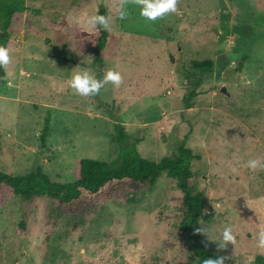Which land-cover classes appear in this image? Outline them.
<instances>
[{
	"label": "rangeland",
	"instance_id": "rangeland-1",
	"mask_svg": "<svg viewBox=\"0 0 264 264\" xmlns=\"http://www.w3.org/2000/svg\"><path fill=\"white\" fill-rule=\"evenodd\" d=\"M25 5L11 31L21 43L19 70L0 83V170L40 167L53 181H71L77 159H116L113 122L125 125L132 143L141 137L137 151L151 160L173 157L185 144L200 156L191 165L195 190L205 194L203 214H213L210 222L201 216V227L218 237L231 226L236 235V244L220 248L202 232L205 245L225 264H255L264 255L254 238L264 230V169L250 171L246 161L264 157V0H177L176 12L154 21L140 15L136 0ZM101 10L119 46L98 70L93 56L57 42L49 23L86 28L84 17ZM206 59L212 67L193 66ZM82 68L97 78L115 68L122 83L105 84L97 98L80 96L69 80ZM132 186L138 202H109L89 225L60 214L53 199L15 197L0 208V264H196L180 225L176 179L164 172L153 185Z\"/></svg>",
	"mask_w": 264,
	"mask_h": 264
},
{
	"label": "trees",
	"instance_id": "trees-1",
	"mask_svg": "<svg viewBox=\"0 0 264 264\" xmlns=\"http://www.w3.org/2000/svg\"><path fill=\"white\" fill-rule=\"evenodd\" d=\"M120 1V0H112ZM27 10L25 0H0V44L9 48L10 63L0 67V83L10 77H16L19 70L21 43L11 36V31L19 29L23 22V12ZM105 14L104 10L99 12ZM57 42L70 51L93 56L95 68L101 69L108 53L117 51L118 36L98 27L87 29L74 26L67 20L49 23ZM195 68L204 69L213 66L211 59L193 61ZM196 95L192 90L186 96L185 102ZM99 93L91 97H98ZM51 130L50 116H46L42 128V142L45 143ZM112 142L119 148V153L113 161L93 158H80L75 162L74 179L67 182L53 181L48 174L37 167L25 174H13L0 170V208L15 197L31 201L35 198L47 197L55 201L60 214L76 218L80 224L89 225L96 213L109 202L129 205L138 202L137 193L132 184H149L157 182L162 173H167L176 179L178 187L183 192L185 215L181 221L183 234L188 240L196 259L201 264L204 258L212 256L203 241L200 218L210 222L213 214L204 213L205 194L195 190L192 174V161L200 158L185 144L179 146L178 154L164 156L160 160H151L137 151L136 145L141 137H132L126 131L122 122H113ZM26 220L18 224L20 232H25ZM226 262L227 259L224 258ZM255 264H264V255H257Z\"/></svg>",
	"mask_w": 264,
	"mask_h": 264
},
{
	"label": "clouds",
	"instance_id": "clouds-1",
	"mask_svg": "<svg viewBox=\"0 0 264 264\" xmlns=\"http://www.w3.org/2000/svg\"><path fill=\"white\" fill-rule=\"evenodd\" d=\"M139 5L140 15L147 20L154 21L158 17H162L167 13L176 12L177 0H136ZM119 18L123 19L127 16V9L124 5L117 10ZM110 17L105 14L93 13L87 15L83 19V25L86 28H95L100 26L105 30H110ZM10 63L9 48L6 45L0 44V67H6ZM111 83L115 87H119L122 83V75L115 68H109L105 71L102 77L97 78L90 70L82 68L73 70L69 80V87L75 90V93L80 96H92L100 92L105 84ZM246 167L250 171L264 169V157H254L246 161ZM197 231L204 232L209 239L218 241L219 247L223 248L228 242L236 244V235L231 226H225L220 231L218 237H211L204 225L198 228ZM257 246L264 249V230H258L254 236ZM201 264H225L223 257L204 258Z\"/></svg>",
	"mask_w": 264,
	"mask_h": 264
},
{
	"label": "water",
	"instance_id": "water-1",
	"mask_svg": "<svg viewBox=\"0 0 264 264\" xmlns=\"http://www.w3.org/2000/svg\"><path fill=\"white\" fill-rule=\"evenodd\" d=\"M174 60V59H173ZM222 90H225V88L223 87Z\"/></svg>",
	"mask_w": 264,
	"mask_h": 264
}]
</instances>
